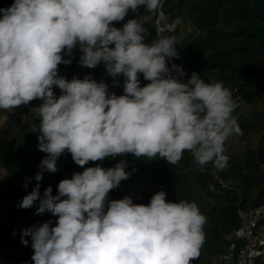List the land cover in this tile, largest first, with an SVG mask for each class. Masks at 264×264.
Instances as JSON below:
<instances>
[{
	"label": "clouds",
	"instance_id": "9594fccd",
	"mask_svg": "<svg viewBox=\"0 0 264 264\" xmlns=\"http://www.w3.org/2000/svg\"><path fill=\"white\" fill-rule=\"evenodd\" d=\"M139 6L155 12L161 0H14L0 8V110L43 102L31 109L39 120L32 132L47 155L36 187L17 206L30 209L39 201L36 214L58 219L55 226L49 221L23 230L21 242L27 247L25 237L31 238L34 264H192L200 257L207 220L195 202H168L164 191L147 205L131 196L109 200L131 176L126 161L84 168L128 153L175 165L188 151L201 168L211 162L223 171L226 143L243 135L233 116L240 104L229 88L196 72L181 82L182 66L169 67L179 58L174 36L161 31L148 44L138 19L112 26L129 10L138 14ZM77 46L83 66L103 62L108 75H123V95H109L108 84L89 76L69 81L58 75L61 63L72 62L62 54L74 59ZM140 74L149 81L143 87ZM53 86L61 90L58 98ZM65 151L84 171L61 180L57 195L49 186L41 197L43 170L57 171Z\"/></svg>",
	"mask_w": 264,
	"mask_h": 264
},
{
	"label": "trees",
	"instance_id": "16d2710c",
	"mask_svg": "<svg viewBox=\"0 0 264 264\" xmlns=\"http://www.w3.org/2000/svg\"><path fill=\"white\" fill-rule=\"evenodd\" d=\"M13 3L14 0H0V8H8ZM160 8L170 16L171 22H173L171 15L176 11L178 14L184 13L186 19L197 30L207 31L205 39L188 38L177 44L178 59L189 69L186 82L192 73L196 72L205 82H222L232 93L239 88L237 93L243 94V102L252 100L253 96L257 95L263 109L256 113L254 123L264 125V0H161ZM155 12H149L146 6H139L138 14L134 13L131 18L138 19L147 30L145 43L148 44L156 39L154 26L157 14L152 18ZM2 15L3 13H0V18ZM62 55L64 59H72V62L67 65L61 63L58 66V75L69 81L74 77L83 79L89 76L97 82L108 84L109 95L124 94L123 75L113 78L106 70L83 66L79 62L82 55L79 46L73 49L74 59L67 54ZM139 78L141 87L149 83L144 80L142 74ZM114 79L118 81L116 86L113 85ZM53 91L57 98L62 94L56 86H53ZM31 102L32 108L43 103L39 99ZM237 121L242 127H247L243 118ZM16 125L17 128H10L7 137L3 138V143L0 144V167L7 174L0 176V203L3 206L0 211V264H24L29 260L34 263L31 259L34 254L31 238L25 237L29 241L27 247L21 242L24 228L20 219L34 220L38 226L49 221L55 226L58 219L49 212L36 214L39 201L30 209L17 206L23 197L36 187L38 182L35 176L41 172V161L47 154L39 150V134L32 132L34 126L37 128L39 126V120L34 114L32 120L23 125ZM257 144V149L246 152L241 163L228 156V167L222 171L223 176L220 174L224 179L229 176L228 174L236 176L242 188L238 186L239 193L242 190V194L246 196L241 202L236 191H228L224 195L209 193L208 185L212 181L210 171L215 168L209 162L203 168L198 167L195 170L193 157L188 151L184 152L183 158L175 165H168L158 156L154 160H148L146 157L138 159L128 153L125 171L131 173L127 179L130 182L129 196L134 203L147 205L155 193L164 191L168 202L182 200L195 202L207 222L203 229L206 239L200 257L193 260L192 264H215L211 255L223 238L239 224L238 209L257 206L264 202V181L260 177L264 166V134ZM25 149L31 151L30 158L22 155ZM120 160L121 156L118 155L103 161H90L84 168L99 165L107 169L114 167ZM56 168L57 171L54 173L43 170V178L39 181L41 197L49 186L52 188V195H57L61 180L71 179L74 173L84 171L67 151L56 161ZM200 168L205 172L201 173ZM26 182L27 188L23 186ZM260 183L263 187L259 188L256 198L250 201L252 188ZM119 198L117 189L111 190L108 194L109 200Z\"/></svg>",
	"mask_w": 264,
	"mask_h": 264
},
{
	"label": "built area",
	"instance_id": "2783aa9c",
	"mask_svg": "<svg viewBox=\"0 0 264 264\" xmlns=\"http://www.w3.org/2000/svg\"><path fill=\"white\" fill-rule=\"evenodd\" d=\"M179 1V0H173ZM155 34L163 31V34L168 36H174L177 43L174 45L175 48L178 44L177 37V27L171 22L167 16L162 12L161 8L156 16L155 21ZM113 47V46H111ZM103 63V62H101ZM172 64L182 66L185 76L180 77L181 82H186V77L189 74V69L187 65L180 61L178 58L173 57L169 61V67ZM173 74L176 75L175 71ZM238 89H235L233 93V98L239 101L240 106L233 112L235 116L239 110L242 109V96L237 93ZM6 110H0L4 112ZM121 161H127L128 154L120 155ZM201 167V166H200ZM200 172H205L204 169L200 168ZM212 177L211 183L208 185V192L217 195H224L228 191L238 192V188L232 184L229 185L224 179L218 176V172L213 169L210 171ZM129 180H123L120 182V185L117 189L120 199L125 196H129ZM242 199H240L241 202ZM238 221L239 224L235 227L232 232L229 234V248L228 253L221 255L218 260L220 264L231 263L232 264H261L264 262V202L257 206H248L247 208L238 209ZM24 229L30 227H38L37 223L34 220L31 221H20ZM24 264H34L31 260L27 261Z\"/></svg>",
	"mask_w": 264,
	"mask_h": 264
},
{
	"label": "rangeland",
	"instance_id": "374dc122",
	"mask_svg": "<svg viewBox=\"0 0 264 264\" xmlns=\"http://www.w3.org/2000/svg\"><path fill=\"white\" fill-rule=\"evenodd\" d=\"M160 7L157 9L155 14H153L152 18H155L156 14H158ZM162 12L167 16V18L170 20V16L167 15V13L162 10ZM177 12L175 11L172 16H176ZM174 22L176 23L177 27H179L183 33L178 37V43L184 38L186 35L185 33V27L188 26V22L185 19L184 13L179 14L177 19H173ZM118 23L119 22H113L114 27L118 28ZM184 29V31H183ZM179 30V29H178ZM104 64V63H103ZM99 68V67H98ZM214 83V82H213ZM235 91V90H234ZM233 91V92H234ZM240 96L243 97V94H239ZM263 109L262 103L258 101L257 95H254L252 100H246L245 102L242 101V109L238 111V113L234 116L236 119H244L247 127H242L241 125L240 128L242 129L243 135L238 136V137H231L229 138L228 142L225 145V154L229 157L235 158L236 162H242L243 158L246 154L247 151L252 150V149H257L258 147V141L260 137L264 134V125H258L254 123L256 113L261 112ZM9 112V111H8ZM33 114L29 110L26 111L25 115H22L21 118L18 116H13L12 112L3 114L0 116V144L3 143L2 139L7 137V132L10 131V128L16 129L17 125L16 124H25L28 121L32 120ZM22 155L25 158H30L32 153L31 151L29 152V149H25L22 152ZM194 161V159H192ZM200 167L195 161H194V168L195 170ZM3 168L0 167V175H2ZM223 174L222 171L218 172V176L221 178ZM229 176L224 179L229 185L234 184L237 188L238 186L241 188L240 182L236 179V176L234 174H228ZM260 177L261 180L264 181V166H262L261 172H260ZM263 187V184L260 183L259 185H256L254 188H252L251 191V196L252 199L250 201H253L257 193L259 191V188ZM240 189L238 188V193L239 199L246 198L244 194L239 193ZM208 194V193H207ZM120 196V195H119ZM120 199V198H119ZM3 209L2 204L0 203V211ZM23 219H20L22 221ZM229 235L225 236L223 240L218 244V246L215 249V252L211 255L212 260L215 262V264H220L218 262V258L221 255H224L228 252L229 248ZM231 262L230 264H232Z\"/></svg>",
	"mask_w": 264,
	"mask_h": 264
},
{
	"label": "crops",
	"instance_id": "0c3cea01",
	"mask_svg": "<svg viewBox=\"0 0 264 264\" xmlns=\"http://www.w3.org/2000/svg\"><path fill=\"white\" fill-rule=\"evenodd\" d=\"M133 14H134V12H132L131 10H129V12H128V14L125 16V18H124V20H122V21H120L119 23H118V28H122L123 27V25L128 21V20H130L131 18H132V16H133ZM179 16V14L177 13L176 14V16H174V18L173 19H177V17ZM171 17H173L172 15H171ZM133 19H135V18H133ZM185 19H186V17H185ZM187 20V19H186ZM187 22H188V20H187ZM173 23L176 25V23L174 22V20H173ZM189 24H188V26L187 27H185V33H186V35L184 36V38L182 39V40H185V39H188V38H195V39H205L206 38V36H207V31H205V30H197L190 22H188ZM176 27H177V25H176ZM179 29V30H178ZM181 29L179 28V27H177V37H179L183 32L182 31H180ZM183 31H184V29H183ZM179 39V38H178ZM181 40V41H182ZM99 67V68H98ZM96 68L98 69V70H101V71H105L106 70V68H105V65L103 64V63H100V64H98L97 66H96ZM121 76H122V74H121ZM214 83L216 82V81H213ZM32 109V102H30L28 105H21V106H19V107H17L15 110H13L12 111V114H13V116L15 117V116H18V117H20L21 118V116L22 115H25V113H26V111L27 110H31ZM6 113H9L7 110L6 111H4V112H1L0 113V116H2L3 114H6ZM0 176H7V174H6V172L3 170V172H2V175H0ZM228 253V252H227ZM226 253V254H227ZM226 264H230V263H226Z\"/></svg>",
	"mask_w": 264,
	"mask_h": 264
}]
</instances>
